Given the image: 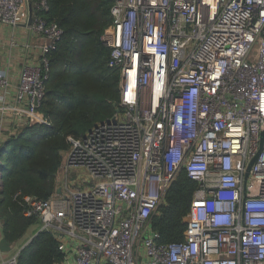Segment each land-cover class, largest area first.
<instances>
[{"label": "built area", "instance_id": "2783aa9c", "mask_svg": "<svg viewBox=\"0 0 264 264\" xmlns=\"http://www.w3.org/2000/svg\"><path fill=\"white\" fill-rule=\"evenodd\" d=\"M110 1L117 113L73 142L53 197L14 200L57 239L58 264H264V0ZM32 2L0 0V25H29ZM48 10L42 0L29 25L42 55L19 78L18 128L48 124V55L64 33ZM183 171L198 186L185 237L160 244L151 221Z\"/></svg>", "mask_w": 264, "mask_h": 264}, {"label": "trees", "instance_id": "16d2710c", "mask_svg": "<svg viewBox=\"0 0 264 264\" xmlns=\"http://www.w3.org/2000/svg\"><path fill=\"white\" fill-rule=\"evenodd\" d=\"M41 1L33 0L34 10ZM46 1L49 10L38 14L64 31L48 55L47 94L40 108L48 124L27 126L0 153V220L10 243L18 242L39 223L37 216H25L15 195L53 197L56 176L73 142L112 118L120 102L121 72L109 66L110 50L101 39L112 24L111 1ZM197 188L185 171L172 183L151 221L159 234L158 243L184 240ZM58 246L52 233L40 232L23 249L18 264H58L63 259Z\"/></svg>", "mask_w": 264, "mask_h": 264}, {"label": "crops", "instance_id": "0c3cea01", "mask_svg": "<svg viewBox=\"0 0 264 264\" xmlns=\"http://www.w3.org/2000/svg\"><path fill=\"white\" fill-rule=\"evenodd\" d=\"M40 41L28 23H22L17 27L0 25V70L8 79L7 88L0 89V96L4 98L5 108V113L0 112V150L7 143L10 134H13L18 127L23 126L14 118V109L19 107L16 101V88L24 67L40 63L42 55L39 47ZM1 108L2 106H0ZM20 129L18 128V130ZM0 181L2 182L1 178ZM2 237L3 231L0 239Z\"/></svg>", "mask_w": 264, "mask_h": 264}, {"label": "rangeland", "instance_id": "374dc122", "mask_svg": "<svg viewBox=\"0 0 264 264\" xmlns=\"http://www.w3.org/2000/svg\"><path fill=\"white\" fill-rule=\"evenodd\" d=\"M33 3V2H32ZM32 9L33 11L34 10V5L32 4ZM24 128H21L20 130H17L16 132L20 133V131H22ZM63 171H61L62 173ZM73 173V176H72V180H75L77 181V183H81V184H84V185H87L89 182H88V177L86 175V173L84 174L82 171L81 173L79 172H72ZM62 178V175H59V176H56V179L57 181L59 179ZM71 180V181H72ZM0 188H1V181H0ZM158 212V211H157ZM2 231H3V228H2V224L0 222V235H2ZM40 232H43L42 231V225L41 223L39 222L38 224H35L34 226H32L28 231L27 233L25 234V236L20 239L18 242H16V247L14 248V250L8 254H4V253H1L0 252V260H5L7 258H9L10 256H12L14 253H16L17 251H23V249L40 233ZM21 254V253H20ZM19 254V256H20ZM0 261V262H1Z\"/></svg>", "mask_w": 264, "mask_h": 264}, {"label": "water", "instance_id": "95a60500", "mask_svg": "<svg viewBox=\"0 0 264 264\" xmlns=\"http://www.w3.org/2000/svg\"><path fill=\"white\" fill-rule=\"evenodd\" d=\"M30 12H31V17L29 20V25H31V23H32V14H33L32 6L30 7ZM256 159L257 158H255V160L251 163V166L249 169H251V167L254 165ZM248 174H247V177H248ZM60 193H61V189L58 190V194H60ZM13 248H14V244L10 243L5 236H3L0 239V252L1 253L8 254L13 250Z\"/></svg>", "mask_w": 264, "mask_h": 264}]
</instances>
